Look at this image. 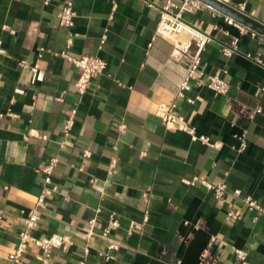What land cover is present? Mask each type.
<instances>
[{"label":"crops","instance_id":"crops-1","mask_svg":"<svg viewBox=\"0 0 264 264\" xmlns=\"http://www.w3.org/2000/svg\"><path fill=\"white\" fill-rule=\"evenodd\" d=\"M64 1L0 0V264L17 246L52 157L59 159L56 192L47 196L31 234L67 236L71 245L54 249L47 264H243L233 247L246 253L245 264H264V215L254 221L255 212L231 194L221 202L203 185L186 183L225 180L229 193L240 190L264 205V116L251 121L237 111L260 102L264 68L248 54L264 47L245 34L239 51L226 56V32L238 30L207 8L183 13L185 22L212 36L202 55L205 71H226L230 84L218 95L192 85L186 98L176 99L177 114L206 143L167 130L155 115L159 103L175 99L185 74L171 57V42L156 36L167 0H73L69 53L107 62L84 94L75 88L78 68L48 51L38 54L40 47L65 48L67 32L58 19ZM229 1L246 4L247 14L264 23V0ZM22 60L38 72L23 68ZM73 109L75 123L62 148ZM231 208L240 219L227 218ZM110 214L117 226L105 236ZM212 237L219 243L211 245ZM111 239L118 249L109 248ZM42 255L30 245L23 264H45Z\"/></svg>","mask_w":264,"mask_h":264},{"label":"built area","instance_id":"built-area-1","mask_svg":"<svg viewBox=\"0 0 264 264\" xmlns=\"http://www.w3.org/2000/svg\"><path fill=\"white\" fill-rule=\"evenodd\" d=\"M227 5L233 6L235 9L244 13L246 15V4L242 3L238 6H234L230 3L229 0H219ZM49 0H45L47 4ZM150 6H152L150 4ZM209 9L212 12L213 17L224 18L225 22L239 32L238 35H230L227 31L226 34L231 37L230 41L222 47V52L226 56H231L234 53L239 51V43L242 35L249 34L253 39H257L259 44L264 47V34L259 33L258 31L242 24L241 22L233 19L232 17L225 15L213 8L210 5L205 4L200 0H181L179 4L175 0H167L165 5L160 10V21L156 31V36L165 38L171 42L173 50L171 52V57L181 62L185 67V74L179 83L177 90L175 92V99L169 102H161L158 104V107L155 111V115L160 119L163 126L167 130H182L190 134L193 138H199L203 142L209 143V139L206 136H196L195 128L190 126L185 118L177 114V104L176 99L186 98V93L192 89V85L197 87H207L212 90L216 95L226 94L229 90L230 84L224 78V70H218L215 73H207L203 67V52L206 50V46L212 41V36L206 32H203L193 25L185 22L183 20V13L185 12H196L203 9ZM76 15L74 9L73 0H65L58 12L59 24L65 28L67 32V40L65 48L56 53L50 49L40 47L38 49L39 56H42V53L48 51L53 56H61L65 58L68 62L74 65L79 70V76L77 82L75 83V88L78 93L84 94L91 80L103 73L107 66V62L97 56V55H84V56H74L69 53L70 48L72 47V38L75 36L73 32L74 27V17ZM249 16V15H248ZM219 28L218 25L214 26ZM106 36H103L101 42L104 43ZM248 57L257 63L258 65L264 68V50L257 52L255 55L248 54ZM23 68H29L32 72H38L39 66H31L26 60L20 62ZM260 102L253 107L240 105L237 108V111L240 116L246 117L247 119L254 121L258 115L263 114V102H264V86L261 88ZM189 102H193L192 98H187ZM75 114L76 111L70 110L67 114V119L64 125V139L61 142V147H65L66 140L73 128L75 123ZM9 115L12 118L17 117V114L9 112ZM3 117V114L0 113V118ZM33 135V134H31ZM44 139H47V136H41ZM242 148L246 146L245 136L240 137ZM91 152L89 150L84 151V156L89 157ZM59 159L57 157L50 158L49 162L42 168L44 172V183L41 194H39L32 207L29 208L27 215L24 217L23 222L25 227L19 232V238L17 246L15 249L9 253L7 264H23V259L27 252V249L30 245L39 247L43 251V255L39 257V260L43 263H49V260L56 248L67 249L71 245L67 236H61L53 234L51 236H46L42 238L35 237L31 234V229L37 226L42 209L45 207L46 198L48 195L56 192V187L52 186L55 171L58 165ZM116 164V159L112 160L111 165ZM186 183L195 185L197 183L203 185L208 190H211L216 199L221 202H224L229 194L233 198L239 199L247 207L249 211H254L255 216L253 220L256 221L261 215H264V205L260 204L256 199L251 196L242 197L240 190H234L232 193H229L228 185L225 180H222L217 183L208 181L206 178L194 177L191 180H187ZM2 213L0 211V217ZM227 218L229 219H240V214L234 212L231 208L227 213ZM145 221L148 220V215H145ZM94 220L91 222V226L87 229V232H91ZM109 225L104 230V235L107 236L111 232V229L117 226V221L114 214L109 216ZM219 243V240L216 237H212L210 244ZM120 243L115 240H110V249H118ZM235 254L239 259L245 264L246 253L239 249L233 247ZM204 263V260H203ZM202 263V264H203ZM80 264H84L82 261Z\"/></svg>","mask_w":264,"mask_h":264},{"label":"water","instance_id":"water-1","mask_svg":"<svg viewBox=\"0 0 264 264\" xmlns=\"http://www.w3.org/2000/svg\"><path fill=\"white\" fill-rule=\"evenodd\" d=\"M207 5L212 6L221 13L232 17L233 19L241 22L242 24L258 31L259 33L264 34V23L259 22L258 20L251 18L250 16L241 13L233 6L227 5L219 0H200Z\"/></svg>","mask_w":264,"mask_h":264},{"label":"trees","instance_id":"trees-1","mask_svg":"<svg viewBox=\"0 0 264 264\" xmlns=\"http://www.w3.org/2000/svg\"><path fill=\"white\" fill-rule=\"evenodd\" d=\"M263 116H264V102H263Z\"/></svg>","mask_w":264,"mask_h":264}]
</instances>
